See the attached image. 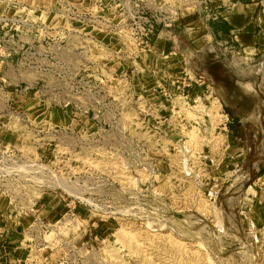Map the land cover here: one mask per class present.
Returning a JSON list of instances; mask_svg holds the SVG:
<instances>
[{"label": "rangeland", "instance_id": "1", "mask_svg": "<svg viewBox=\"0 0 264 264\" xmlns=\"http://www.w3.org/2000/svg\"><path fill=\"white\" fill-rule=\"evenodd\" d=\"M33 2L30 8L24 0H0L1 36L9 26L12 34L44 32L48 19L40 11L87 5ZM23 7L36 12L29 17ZM107 26V33L92 27L90 34L112 44L116 31ZM13 38L0 39V48L16 46ZM207 40L202 53L188 55V63L175 58L168 70L144 55L152 70H163L149 71L153 90L141 99L142 111L122 116L125 136L107 130L104 110L97 130L75 126L33 95L17 98L19 105L12 101L11 156L0 149L1 188L12 200V264H264V51L253 55L233 48L230 39ZM199 75L222 78L228 87L225 104L238 109L240 140L230 117L224 128L212 109L220 92L205 80L189 83ZM70 81L62 80L68 89ZM84 83L86 94L79 96L87 107L107 101L103 90ZM132 117L136 126L127 125ZM143 186L148 191L139 192Z\"/></svg>", "mask_w": 264, "mask_h": 264}, {"label": "crops", "instance_id": "2", "mask_svg": "<svg viewBox=\"0 0 264 264\" xmlns=\"http://www.w3.org/2000/svg\"><path fill=\"white\" fill-rule=\"evenodd\" d=\"M80 1L82 3V0ZM84 1L87 5H83V2L82 9L75 8V12L65 8L57 12H53V9L40 11L44 20L48 19L44 32L26 30L20 31L19 35L12 34L13 26H9L2 36L0 31V39L9 35L13 38L15 35L16 46L24 50L22 54L26 55V58H21L22 54L20 56L13 54L6 58L2 54L10 48L0 49V114H4L6 124H1L0 115V149L4 150L3 154L6 151L8 156L12 154V101L17 105V98L26 100L25 95L35 96L39 102L46 103L48 108H53L55 112L72 120L75 126L82 127L79 123L81 122L84 126L87 124L89 129L100 130L101 126L98 127L92 119L93 105L87 107L85 105L87 98L79 96L65 86L59 76L62 72L66 73L65 79L73 81L80 79L88 82L93 90H103L105 100L120 104L127 116L135 110L143 109L137 101L139 96L142 99L152 93L153 88L149 87L152 76H149V71L155 76L156 69L162 71L164 66V69L168 70L169 64L175 58L177 61L181 59L182 55L170 51L181 47L178 41L180 37L196 54L202 53L208 47L209 37L211 40L213 37L230 39L233 48L244 53L253 51V55H260L264 51V9L262 10L264 0H206L213 11L220 15V20L215 23L219 27L218 30H214L212 24L204 25L202 17L196 13L193 1L180 5V20L174 28L175 31L165 32L158 29L150 47L144 51H138L131 40L124 39L117 32L115 26L119 22V13L115 4H107L106 1L107 5L99 9L95 0ZM169 1L171 0H138V3L148 8H156ZM230 1L234 2L233 7L231 11L226 12ZM24 2L30 8L31 3H35L33 0ZM260 3L262 5L259 6ZM22 9L27 16L30 15L29 17L36 12V9L28 10L24 7ZM16 12L15 9L8 11L10 16ZM106 26H111L116 31L115 34L111 33L116 39L112 44L108 39H101L99 35L108 32L103 30ZM3 27L1 26V30ZM92 27L100 33L90 34L89 29ZM203 37H207L205 41ZM166 49L169 51L166 52ZM146 52L153 61L157 62L160 59L159 63H163V66L159 68L162 69L150 68L149 58L145 59L142 55ZM61 68L65 71H61ZM24 81H27V87L22 88L19 84L25 83ZM33 84H40V89L29 90ZM97 92L89 96L94 97ZM104 114L103 122L107 125L109 117L106 112ZM5 127L7 128L4 130ZM240 156L241 154L238 155ZM62 206H59L60 209ZM11 211L12 200L9 194L2 190L0 180V264H12V221L8 216ZM7 226L11 229H7Z\"/></svg>", "mask_w": 264, "mask_h": 264}, {"label": "built area", "instance_id": "3", "mask_svg": "<svg viewBox=\"0 0 264 264\" xmlns=\"http://www.w3.org/2000/svg\"><path fill=\"white\" fill-rule=\"evenodd\" d=\"M106 1L107 4L112 3L117 6V11L119 13V22L115 26L117 28V32L124 39L131 40L137 46L138 51H144L150 47L151 40L158 29L172 30L176 27L180 16V5H186L193 1L196 8V13L204 18L205 21L216 22L220 20V15L218 13H212V7H210L206 0H171L166 2L162 7L156 8L145 7L144 5L138 3V0H95V4L99 9H102L107 5ZM10 42L13 46L14 43L12 41ZM19 52L23 53V50L14 45L12 48L6 51V54L3 53L2 56L7 58L13 54H19ZM181 57L184 58V61L186 62L185 57ZM65 75L66 73L62 72V74L59 75L60 79L65 81ZM71 81V90H73L78 95L86 94V90L83 87L82 90H80L81 86L86 84L84 81L80 79ZM189 83H195V85L198 86L205 85V81L197 77L194 79L189 77ZM213 100H215V102L219 105L218 113L223 119L221 124L224 128H226L229 123L228 115L224 113L220 100L217 97L213 98ZM137 101H139V103L141 102V96L138 97ZM93 102V121L96 122V124H99L101 121L99 118L102 116V110H104L109 117V121L107 122V130H119L120 133L125 136L126 127L121 122V118L124 115L122 106L110 100L105 101L104 104H99L98 99H94ZM134 122H137L136 118L132 117L130 122H128L129 124L127 125L133 126ZM134 125L136 126V124ZM124 139L128 140L127 137H124ZM142 191H148L147 186H143L141 189H139V192Z\"/></svg>", "mask_w": 264, "mask_h": 264}, {"label": "trees", "instance_id": "4", "mask_svg": "<svg viewBox=\"0 0 264 264\" xmlns=\"http://www.w3.org/2000/svg\"><path fill=\"white\" fill-rule=\"evenodd\" d=\"M215 23H218V21H216V22H212V26H213V29L214 30H218L219 29V27H217V24H215ZM165 32H172V31H175V29H172V30H164ZM178 39V38H177ZM178 41H179V43H180V45H181V47H178L177 49H176V53L177 54H179V55H182V56H184L185 57V60L187 61V63L190 61L189 60V57L190 56H188V55H192L193 53H195L193 50H191L189 47H188V44H186L183 40H182V38L180 37L179 39H178ZM168 51V49H166V52ZM220 68L222 69V72L224 73L223 75H224V77L226 78V79H228L229 78V76L227 75V70H226V68L224 67V66H220ZM198 78H201V79H203V80H205L208 84H211L212 85V87L213 88H215L218 92H220L219 93V95H217L218 97H219V99H220V101L222 102V104H223V107L224 108H226L225 110H226V112H227V115L230 117V119H231V126H230V129L231 130H233V133H234V136L236 137V138H238V139H241L242 138V136H241V133H240V120H237L236 118H235V116H233V110L235 109L234 107H233V109H232V111L229 109V108H227V105L225 104V99L227 100V99H230V96H229V92H228V87L227 86H224V84H223V81H221V79H220V81L219 80H215V79H213L212 78V80H206V77H204L203 75H199L198 76ZM236 111L238 110V109H235Z\"/></svg>", "mask_w": 264, "mask_h": 264}, {"label": "bare ground", "instance_id": "5", "mask_svg": "<svg viewBox=\"0 0 264 264\" xmlns=\"http://www.w3.org/2000/svg\"><path fill=\"white\" fill-rule=\"evenodd\" d=\"M248 52L249 53H253V51H248ZM145 54H147L149 56V54L147 52L144 53V54H142V55L144 56ZM212 105H213V108L212 109L215 110V111H218L219 105L215 101H213Z\"/></svg>", "mask_w": 264, "mask_h": 264}]
</instances>
